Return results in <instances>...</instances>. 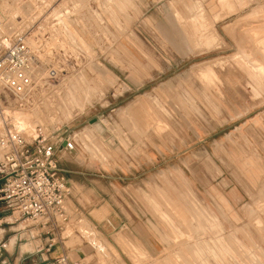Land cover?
Segmentation results:
<instances>
[{
    "label": "rangeland",
    "instance_id": "374dc122",
    "mask_svg": "<svg viewBox=\"0 0 264 264\" xmlns=\"http://www.w3.org/2000/svg\"><path fill=\"white\" fill-rule=\"evenodd\" d=\"M1 8L7 22L18 12V32L51 23L56 8L63 15L65 28L48 26L36 67L40 78L51 64L63 72L41 83V112L29 119L57 143L65 131L77 143L74 156L58 152L72 194L55 241L69 257L264 264V0H2ZM87 81L98 95L78 109L74 90ZM0 104L15 110L7 95ZM22 223L1 227L0 264L53 261L51 252L47 262L21 252L12 230ZM173 249L180 253L165 259Z\"/></svg>",
    "mask_w": 264,
    "mask_h": 264
},
{
    "label": "built area",
    "instance_id": "2783aa9c",
    "mask_svg": "<svg viewBox=\"0 0 264 264\" xmlns=\"http://www.w3.org/2000/svg\"><path fill=\"white\" fill-rule=\"evenodd\" d=\"M1 1L0 94L12 100L9 109L15 110L7 111L4 104H0V201L5 204L11 219L0 217V230L5 223L24 222L27 227L39 225L49 232L57 231L69 219L67 200L72 194L58 152L76 150V140L65 131L57 143L40 123L21 126L14 112L37 108L41 101V83L45 82L46 85L49 80L60 78L63 71L54 64L48 69L47 76L42 78L35 76V70L41 63L38 52L43 51L51 39L48 26L52 25V32H58L65 25L56 15L51 23L40 19L26 32H8ZM55 52L66 54L62 48ZM63 143L65 146L61 150ZM53 244L54 240H51L49 246ZM7 245V242H0V251L7 250ZM48 264L85 262L84 259L74 260L63 253Z\"/></svg>",
    "mask_w": 264,
    "mask_h": 264
},
{
    "label": "crops",
    "instance_id": "0c3cea01",
    "mask_svg": "<svg viewBox=\"0 0 264 264\" xmlns=\"http://www.w3.org/2000/svg\"><path fill=\"white\" fill-rule=\"evenodd\" d=\"M20 10H21V7H20ZM102 77L105 79V76L102 75ZM107 80V79H106ZM101 82V81H100ZM63 155V153H62ZM0 156H1V149H0ZM65 156H74V154H72L71 151L67 150L66 151V154L63 155V157ZM0 204H4L3 202H0ZM7 211L6 207L4 208H0V217H2V215L4 216L5 212ZM107 221L108 223L111 221L108 219V220H105ZM105 221H102V222H98L97 223V226L101 228V230H104L103 228V225L102 223H104ZM123 220H120L119 223H122ZM126 225H128L129 227L131 228H134V224L133 222H130V221H125ZM14 228V226H13ZM32 228V229H30ZM63 229V226L62 228ZM12 231L14 232H17L15 237L17 236V240L20 239L19 241H24L25 243L22 244L21 246V252L22 253H29V254H32L34 253V251H38V252H41L42 253V256H43V261L44 262H47L48 260H50V257L48 256V252H51L50 254H55L57 256H55L54 258L52 259H55L57 258L58 256H60L61 254L65 253L66 252V246L64 244V242H57L55 241L56 237L57 236V233L56 231H48V229L46 228H43V227H40L39 225H36V226H24L22 228H16V229H13ZM58 231V230H57ZM135 231L137 232L138 229H135ZM34 232V233H33ZM224 238V237H223ZM2 240V238H1ZM51 240H54V244L52 247H50V243H51ZM12 241H14V238L12 239ZM38 243V245H35L32 246L34 243ZM16 245V240H15V243ZM59 244V245H58ZM15 248V246H14ZM38 249V250H37ZM68 249V248H67ZM8 250V249H7ZM76 251L82 256H85V252L83 250V248H77ZM53 252V253H52ZM154 254H158V255H161L162 252L160 253L159 251L158 252H152ZM176 253H180L176 250L173 249V252L170 251V252H164V258L165 259H168V256L171 255V254H176ZM83 259V258H82ZM170 264H174V263H170Z\"/></svg>",
    "mask_w": 264,
    "mask_h": 264
},
{
    "label": "bare ground",
    "instance_id": "6f19581e",
    "mask_svg": "<svg viewBox=\"0 0 264 264\" xmlns=\"http://www.w3.org/2000/svg\"><path fill=\"white\" fill-rule=\"evenodd\" d=\"M44 2H46V0H44ZM31 5V9H33V13H30V14H28V17L29 18H33L34 17V14H35V12L36 11H34V9H35V4L32 6V4H30ZM63 5H65V4H63ZM25 6V5H24ZM23 6V7H24ZM37 7V6H36ZM219 7H220V5H219ZM54 11H56L55 12V14L56 15H58L59 17H61V19L63 18V15H61L60 14V11H59V8H56ZM14 17H13V19L11 20L10 19V21L7 23V25L5 26L6 27V30L8 31V32H14L15 30H16V28H17V21H19L20 20V15L18 14V12L16 11V12H14ZM27 16V15H26ZM35 18V17H34ZM63 20V19H62ZM82 40H84V38L82 37ZM83 42H85V41H83ZM37 64V63H36ZM37 66H39V64L37 65ZM45 66V65H44ZM40 70V69H39ZM47 70V69H46ZM39 72H41V71H39ZM39 74L40 73H38L37 72V69L35 70V76H37L38 78H40V76H39ZM206 76H207V74H206ZM74 92L77 94V96H78V100H79V104L80 105H75V107L77 108L78 107V109L80 108V109H84V107H86V105H87V103L88 102H91V100H92V95H93V98H95V96L96 95H98V93L97 92H95V88L94 87H92V86H90V84L88 83V81H87V83L85 82L81 87H79V88H77V90L75 89L74 90ZM73 93V92H72ZM41 109H37V108H34V109H32V112L30 111H25V110H16L15 112H16V114H15V118H16V121H18L19 122V124L21 125V126H27V125H31V122H30V119L29 118H32V115L33 114H39V112H41L40 111ZM76 110V109H75ZM73 112H74V110H72ZM71 114V113H70ZM35 118L36 117H34V120L32 119V124L34 123H40V121H39V118H36V120H35ZM96 123V122H95ZM104 123V122H103ZM92 126H96L95 128H100L99 127V125L98 124H92ZM93 128V127H92ZM92 130H94V129H92ZM101 130H102V127H101ZM95 131H96V129H95ZM99 132V131H98ZM101 132V131H100ZM86 135V134H85ZM84 135V136H85ZM88 135V134H87ZM89 136V135H88ZM87 136V137H88ZM84 141H85V139H84ZM86 142V141H85ZM86 146H88V145H86ZM65 151H67V150H63V154H65ZM95 154V153H94ZM23 224V223H22Z\"/></svg>",
    "mask_w": 264,
    "mask_h": 264
},
{
    "label": "water",
    "instance_id": "95a60500",
    "mask_svg": "<svg viewBox=\"0 0 264 264\" xmlns=\"http://www.w3.org/2000/svg\"><path fill=\"white\" fill-rule=\"evenodd\" d=\"M64 146H65V143H63V146L61 147V150L63 149Z\"/></svg>",
    "mask_w": 264,
    "mask_h": 264
}]
</instances>
